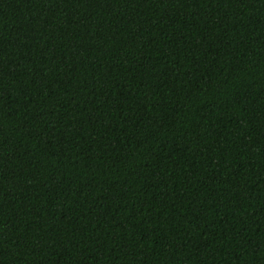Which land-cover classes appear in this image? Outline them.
<instances>
[{
	"label": "trees",
	"instance_id": "obj_1",
	"mask_svg": "<svg viewBox=\"0 0 264 264\" xmlns=\"http://www.w3.org/2000/svg\"><path fill=\"white\" fill-rule=\"evenodd\" d=\"M0 264H264V0H0Z\"/></svg>",
	"mask_w": 264,
	"mask_h": 264
}]
</instances>
